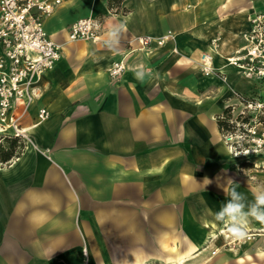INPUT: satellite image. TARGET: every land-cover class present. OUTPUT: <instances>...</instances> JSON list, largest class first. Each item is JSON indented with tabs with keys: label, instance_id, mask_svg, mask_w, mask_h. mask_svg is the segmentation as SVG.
<instances>
[{
	"label": "crops",
	"instance_id": "crops-1",
	"mask_svg": "<svg viewBox=\"0 0 264 264\" xmlns=\"http://www.w3.org/2000/svg\"><path fill=\"white\" fill-rule=\"evenodd\" d=\"M263 10L264 0H124L118 11L108 0H63L44 21L62 57L35 101L16 103L28 138L0 161V264H264V225L252 221L236 239L209 212L228 199L218 185L249 200L264 186V152L234 157L219 122L237 94L264 96L228 61ZM88 17L102 21L99 37L70 40ZM119 23L114 53L103 40ZM168 33L140 49L138 38Z\"/></svg>",
	"mask_w": 264,
	"mask_h": 264
},
{
	"label": "built area",
	"instance_id": "built-area-1",
	"mask_svg": "<svg viewBox=\"0 0 264 264\" xmlns=\"http://www.w3.org/2000/svg\"><path fill=\"white\" fill-rule=\"evenodd\" d=\"M63 0H0V135H13L27 139V132L19 124L13 110L16 103L26 106L38 94V83L43 74L61 59V46L48 34L45 19L52 15ZM250 25L243 37L245 45L229 63L237 67L246 78L264 90V10L250 17ZM102 21L88 17L70 27V40H95L99 37ZM171 33L160 38L140 37V49L148 50L163 45ZM199 64L204 73L213 71V55L204 52ZM127 68L124 60L114 62L108 69L117 79ZM225 79V76H222ZM237 102L230 104L228 126L222 128V137L231 154L247 161L252 155L264 152V96L236 95ZM49 116L42 108L41 120Z\"/></svg>",
	"mask_w": 264,
	"mask_h": 264
},
{
	"label": "clouds",
	"instance_id": "clouds-1",
	"mask_svg": "<svg viewBox=\"0 0 264 264\" xmlns=\"http://www.w3.org/2000/svg\"><path fill=\"white\" fill-rule=\"evenodd\" d=\"M126 26L124 23L113 24L107 31L103 40L104 47L114 53L119 51L124 40ZM148 75L143 69L134 71V78L144 83ZM206 185L210 183L205 179ZM222 187L228 199L221 204L216 212H211L216 222L224 225L227 231L236 239H243L247 236L252 221L264 225V186L251 190L252 199L249 200L245 193L237 191L235 187L218 185Z\"/></svg>",
	"mask_w": 264,
	"mask_h": 264
},
{
	"label": "trees",
	"instance_id": "trees-1",
	"mask_svg": "<svg viewBox=\"0 0 264 264\" xmlns=\"http://www.w3.org/2000/svg\"><path fill=\"white\" fill-rule=\"evenodd\" d=\"M124 0H108V5L111 9L120 10L122 3ZM229 109L224 114L225 117H229ZM220 127L226 128L228 126V122L226 119L222 117L219 119ZM18 140L23 141L21 137L13 136V135H0V161H8L12 155L16 152H20V148H22V143L17 142ZM19 149H18V148Z\"/></svg>",
	"mask_w": 264,
	"mask_h": 264
},
{
	"label": "bare ground",
	"instance_id": "bare-ground-1",
	"mask_svg": "<svg viewBox=\"0 0 264 264\" xmlns=\"http://www.w3.org/2000/svg\"><path fill=\"white\" fill-rule=\"evenodd\" d=\"M228 236V235H227Z\"/></svg>",
	"mask_w": 264,
	"mask_h": 264
}]
</instances>
